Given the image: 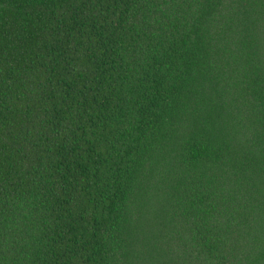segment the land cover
Segmentation results:
<instances>
[{
    "label": "trees",
    "instance_id": "1",
    "mask_svg": "<svg viewBox=\"0 0 264 264\" xmlns=\"http://www.w3.org/2000/svg\"><path fill=\"white\" fill-rule=\"evenodd\" d=\"M0 264H264V0H0Z\"/></svg>",
    "mask_w": 264,
    "mask_h": 264
}]
</instances>
